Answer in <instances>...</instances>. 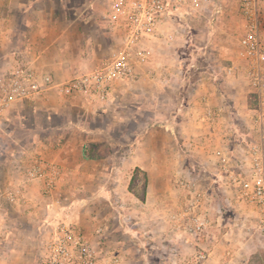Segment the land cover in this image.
<instances>
[{
  "label": "rangeland",
  "instance_id": "obj_1",
  "mask_svg": "<svg viewBox=\"0 0 264 264\" xmlns=\"http://www.w3.org/2000/svg\"><path fill=\"white\" fill-rule=\"evenodd\" d=\"M105 7L106 0H45L43 5L35 6V11L50 15L40 22L44 23L46 36L42 37L34 31L28 38H0V68L25 63L52 74L60 73L62 78H57L59 81L92 68L108 56L113 45L104 15ZM1 19L0 14V27L3 23ZM33 23L37 25L39 22ZM240 33L237 0H216L207 6L183 9L173 14L164 26L160 48L154 52L152 61L157 58L173 67L174 72L167 74V77L175 76L183 80L182 87L203 89L201 79L214 82L229 79L226 86L229 90L237 88V82L238 87L243 86L242 97L248 101L249 87L241 69L237 68L230 74L225 69L240 62ZM85 42L92 43L97 52L93 65L82 71L80 57L86 56L82 49ZM65 43L67 51H62ZM128 101L129 104H125L131 108L139 103L137 100ZM172 103L171 100L165 101L167 107H171ZM45 106L49 107L50 103ZM45 106L38 108L35 100L16 106L0 122V205L11 211L8 216L17 219L23 234L32 235L30 248L25 245L21 248L25 253L29 251L33 254L39 264L45 250L48 228L51 222L61 219L76 222L83 228L98 248L103 261L101 264H107L106 258L109 256L117 257L116 264H222L224 259L208 261L207 258L202 262L194 259L200 247L209 250L212 242L221 238L231 242L228 248L233 250L239 248L242 241L241 253L249 256L247 264H264V235L253 227L254 208L236 200L222 183L223 179L215 174V169L221 173L218 152L217 159H209L211 165L206 163L203 151L193 156H185L184 152L173 156L169 150H165L159 163L152 167L149 181L147 177V201L142 203L125 190L127 171L135 166L134 159L128 162L123 160L129 147L134 149L139 143L141 134L131 121L115 123L106 114L89 118L86 122L87 127L99 130L94 137L95 142L86 147L87 154L96 158L89 161L87 169L98 171L99 175L67 176L64 185L60 188L57 186L58 189L51 194L60 198L56 207L58 212L54 211L48 218L44 206L41 209L43 213L37 215L43 222L37 223L35 229L31 228L33 221L21 210H15L24 203L6 202L1 195L21 182L23 169L32 155L49 157V151L61 148L67 137L75 139L78 134L75 131L55 134L49 128L51 121L67 126L69 122L81 120L79 109L72 105L70 108H60L53 113L54 116L48 115L51 110H46ZM206 108L208 116L215 117L213 111L209 114V107ZM154 121L146 120V123L154 127ZM241 122L243 145L250 129L246 125L247 119ZM125 130L129 133H122ZM163 137L165 144L169 145V136ZM70 145L72 143L68 147L70 153L65 158L67 169L79 172L84 166L75 163L77 147ZM221 152L231 156L226 151ZM118 164L123 165L119 176L116 169ZM141 180L135 184L137 194L142 191ZM32 185L43 198L51 196L43 194L35 183L27 185L26 193ZM99 187L105 189V196L94 197ZM189 191H197L202 196L199 209L208 222V237L200 247L194 243H184L183 230L179 228V222L183 221L181 211ZM42 203L38 202L37 207L43 206ZM99 227L101 232L97 233ZM227 254L228 258L233 257L231 252Z\"/></svg>",
  "mask_w": 264,
  "mask_h": 264
},
{
  "label": "built area",
  "instance_id": "obj_2",
  "mask_svg": "<svg viewBox=\"0 0 264 264\" xmlns=\"http://www.w3.org/2000/svg\"><path fill=\"white\" fill-rule=\"evenodd\" d=\"M216 0H106L112 48L108 56L92 68L57 80L49 71L25 63L0 68V122L14 107L39 97L55 94L62 98L83 97L92 103H105L117 84L137 81L141 70L152 63L160 48L164 26L183 9L207 6ZM241 33L238 38L240 62L227 66L230 74L241 69L255 105L248 107L249 137L240 158L219 152L222 183L231 195L252 205L254 229L264 235V0H237ZM211 113V110L208 111ZM60 165L45 156L32 155L23 169L22 180L2 193L9 203H24L26 187L38 183L43 194L51 195L60 181ZM183 210V242L204 244L208 222L201 214L199 192L189 191ZM97 233L101 228H97ZM209 250L200 247L194 259L205 261ZM96 245L76 222L53 221L48 228L40 264H97L101 261ZM117 257L106 258L116 264ZM222 264H229L225 260Z\"/></svg>",
  "mask_w": 264,
  "mask_h": 264
},
{
  "label": "crops",
  "instance_id": "obj_3",
  "mask_svg": "<svg viewBox=\"0 0 264 264\" xmlns=\"http://www.w3.org/2000/svg\"><path fill=\"white\" fill-rule=\"evenodd\" d=\"M44 1L0 0V14L2 15L1 21H3L0 27V38H3V40L18 37L22 39L28 38L34 34V31L42 37L46 36L44 23L41 24L40 22H43L45 18H49L50 15L35 11V6L43 5ZM10 20L11 23L9 24ZM34 21L39 23L34 25ZM67 48L65 43L61 50L67 51ZM82 49L84 53L86 52V56L82 55L80 57V67H83L81 69L84 71L83 69L93 65L97 51L90 42L83 43ZM152 62L151 65L149 64L141 70L140 74L142 77L140 76L137 81L117 84L105 103H92L80 96L60 98L55 94H50L46 98L39 97L35 100V105L38 108L50 103L49 107H44L46 110H51L48 114L50 116H54L53 113L63 107L70 108L74 106L80 112L79 117L81 120L76 119V122L73 121L71 124L69 122L67 126H61L54 121L49 123V128L55 134L63 132L78 133L75 139L74 137H67L65 144L61 148L53 149L47 153L49 156L47 158L56 161L60 165V176H63L64 179L61 180L60 177L58 188L64 185L67 176L99 175L98 171L93 172V170L87 169L89 161L96 160V158L92 156L85 157L83 151L88 144L95 142L94 137L97 136L96 133L99 131L87 127L86 122L89 118L102 117L105 114L112 118L115 123L131 121L135 124L136 129L139 130L141 134L139 143L134 149L129 147V151L125 152L126 155H124L123 160L128 162L134 159L135 166L132 169L139 167L145 170L148 181L150 180L152 167L154 164L157 165L159 163V159L165 150H169L173 156L181 152H184L185 156H193L196 155V152L203 151L204 154L202 156H205L206 163H211L209 159H217L220 150L226 151L234 158L241 157V141L244 137V133H240L243 123L241 121L247 119L249 124L247 112L249 105L246 97H242L241 89L243 86L238 87V83L235 82L237 88L227 90L226 86L229 79L224 80V82L201 79L203 89L182 87L184 85L183 80L175 76L167 77V74L172 75L174 72L173 67L167 66L166 62L157 58ZM54 76L56 79L62 78L60 73H54ZM230 82L232 81L230 80ZM128 99L137 100L139 103H136V106H133L134 108L128 107ZM166 100L173 102L171 107L165 105ZM125 103L128 104L126 105ZM206 106L213 111L215 117L213 115L208 116ZM103 111H105L104 114ZM151 119H155L156 126H148L146 120ZM248 124L246 123V125ZM141 125L146 126L142 127ZM122 133L126 134L129 131L125 130ZM164 135L169 136L171 139L169 145L165 144ZM69 143L75 144V146L70 145L71 147H77L75 150L77 154L75 163L84 166L79 172L68 171L67 169L68 164L65 158L70 153L68 150ZM119 165L121 164H118L116 168L118 169L117 176L122 173L121 168L123 165ZM132 169L129 168L127 171L125 190L129 195L135 196L127 188L133 173ZM215 170V174L222 179L221 173L217 169ZM123 173L125 172L123 171ZM35 185L40 186L38 183H35ZM33 186H30L29 191L26 193L24 204L17 206L15 210L18 209L24 212L23 214L33 221V227L31 226V228L35 229L37 223L43 222L37 217L38 214L43 213L41 209L46 206L45 213L48 214L49 218V215L53 214L54 211L58 212L56 207L60 202V198L55 194L43 198L37 190L35 192ZM104 192L105 189L99 187L93 196H105ZM147 195L146 193L145 199L141 201L142 203L147 201ZM38 202L40 204L43 202V206L39 205L37 207ZM8 213H11V211H7L0 205V264H39L33 254L29 253V251L25 253L24 248H21L23 245L27 246L26 248L28 246L30 248V243L33 242L32 235L23 234L21 227L17 224V219L10 218ZM242 244L241 241L240 247H235L236 249L233 250L228 248L231 247L232 243L227 242L226 238L215 240L209 249L208 261L224 259L223 262L228 260L232 264H247L249 256L241 253ZM233 245L236 246L235 244ZM226 250H229V252H226ZM230 252L233 257L228 258L226 254L230 255ZM101 262L103 261L98 264H101Z\"/></svg>",
  "mask_w": 264,
  "mask_h": 264
},
{
  "label": "trees",
  "instance_id": "obj_4",
  "mask_svg": "<svg viewBox=\"0 0 264 264\" xmlns=\"http://www.w3.org/2000/svg\"><path fill=\"white\" fill-rule=\"evenodd\" d=\"M248 105L250 107L255 105V101H254L253 95H251V94H249ZM83 155L85 157L89 156L87 154L86 149L83 151ZM138 174L140 176H137ZM140 180L142 181V183H141L142 191H141V194H137L135 192L134 188L136 186L135 184H138V182ZM146 185H147V173H146V171L141 169V168H139V167H135L133 169V173H132L131 178H130L129 183H128V191L133 193L137 198H139L142 201L145 198Z\"/></svg>",
  "mask_w": 264,
  "mask_h": 264
}]
</instances>
